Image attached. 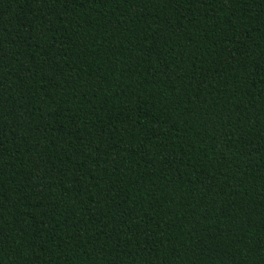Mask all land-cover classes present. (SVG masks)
<instances>
[{"label": "trees", "instance_id": "16d2710c", "mask_svg": "<svg viewBox=\"0 0 264 264\" xmlns=\"http://www.w3.org/2000/svg\"><path fill=\"white\" fill-rule=\"evenodd\" d=\"M0 264H264V0H0Z\"/></svg>", "mask_w": 264, "mask_h": 264}]
</instances>
